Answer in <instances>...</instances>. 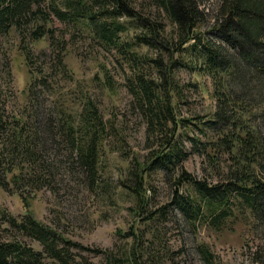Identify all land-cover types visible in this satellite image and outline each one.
<instances>
[{
    "label": "trees",
    "instance_id": "1",
    "mask_svg": "<svg viewBox=\"0 0 264 264\" xmlns=\"http://www.w3.org/2000/svg\"><path fill=\"white\" fill-rule=\"evenodd\" d=\"M144 1L139 8L136 0H0V37L13 30L32 41L47 38L58 47L64 38L56 36L50 26L52 15L104 49L115 50L127 62L131 73L125 86L146 123L148 136L160 138L145 167L137 161L129 167L126 179L133 184H123L138 208L146 204L144 169H178L175 183L188 184L194 193L184 195L176 189L171 203L190 222L208 217L213 227L221 228L232 209L241 205L249 210L254 228L264 226V0H220L211 26L220 44L198 31L205 19L198 0ZM164 20L173 34L168 33ZM129 28L138 32L126 40ZM141 45L157 55L142 56L136 49ZM177 50L188 58L173 59ZM23 53L29 60V50ZM179 67L211 79L214 110L204 119L177 117L173 98L181 93L175 82ZM45 75L33 78L22 111L6 113L0 106V188L19 192L25 207L29 199L25 187L30 191L43 186L54 189L56 174L45 156L49 137L65 146L68 161L76 163L82 182L93 191L101 180L103 143L113 134V124L88 95L72 112L57 104L55 112L46 113L43 125L37 124L34 90L37 85H50ZM113 84L106 75L105 85L111 89ZM43 132L49 137L42 140ZM190 154L203 158V170L209 171L206 176L197 178L183 168ZM163 213L166 207L159 214ZM152 217L150 212L145 219ZM23 237L38 242L40 249ZM147 247L134 241L122 262L109 250L87 248L66 237L28 208L15 217L0 207V264H81L82 250L102 253L105 262L99 264H157L148 256ZM198 249L205 262L211 263L209 247L202 243ZM142 257L148 260L141 263ZM253 262L264 264L261 256Z\"/></svg>",
    "mask_w": 264,
    "mask_h": 264
},
{
    "label": "rangeland",
    "instance_id": "2",
    "mask_svg": "<svg viewBox=\"0 0 264 264\" xmlns=\"http://www.w3.org/2000/svg\"><path fill=\"white\" fill-rule=\"evenodd\" d=\"M198 3L205 13L198 31L204 38L220 44L211 30L220 0H198ZM136 4L140 8L145 1L136 0ZM164 22L168 33L173 34L168 20ZM49 24L56 36L64 38V43L58 47L47 38L32 41L13 30L0 37V106L6 113L22 111L27 106L28 88L33 78L45 74L50 85H37L34 90V103H37L39 114L37 124L41 123L40 126L45 122L46 113L57 110V104L72 112L80 108L83 96L91 97L104 119L113 124V134L103 143L99 159L101 180L96 190H88L76 163L68 161L65 146L54 143L47 132H43L42 140L49 137L45 156L50 159L56 174L55 191L46 186L34 191L25 187L24 191H29L25 207L19 192L0 188V207L15 217L22 216L28 208L38 220L66 237L87 248L109 250L122 262L125 252L136 240L141 246L143 243L150 246L147 247L148 256L157 264H255V256H261L264 261V226L253 227L254 220L247 208L241 205H238L239 209L234 207L233 214L225 219L223 226L215 228L211 224L212 219L204 217L190 222L172 205L176 189L184 195L194 193L188 184L175 183L178 169H144L143 196L146 204L142 209L137 207L133 194L123 184L125 181L128 186L133 184L126 179L129 167L135 161L140 163V167H145L160 138L148 136L146 123L125 86L130 68L115 50L104 49L72 25H66L52 15ZM136 32L137 28H129L124 38L129 40ZM62 45L65 49L60 51ZM26 49L30 52L29 60L23 53ZM136 49L142 56L157 55L155 50L144 45ZM60 57H63V62ZM172 58L188 57L177 50ZM144 66L148 67V64L144 63ZM106 75L114 80V88L105 85ZM175 77L181 90L180 95L173 98L177 117L201 116L204 119L213 112L215 99L207 74L179 67L175 70ZM185 144L188 146L187 142ZM182 166L197 178L209 172L203 170L204 160L197 154H190ZM163 207H166V213L160 215ZM150 212L154 217L145 219ZM132 231L137 236L132 235ZM23 240L40 249L35 240L27 237ZM202 243L212 253L211 263H206L199 252L198 246ZM80 254L81 264L105 262L102 253L82 250ZM145 257L140 259L141 263L148 260Z\"/></svg>",
    "mask_w": 264,
    "mask_h": 264
}]
</instances>
